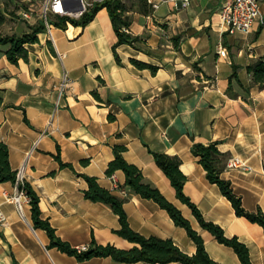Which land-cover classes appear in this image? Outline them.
I'll list each match as a JSON object with an SVG mask.
<instances>
[{"label":"crops","instance_id":"crops-1","mask_svg":"<svg viewBox=\"0 0 264 264\" xmlns=\"http://www.w3.org/2000/svg\"><path fill=\"white\" fill-rule=\"evenodd\" d=\"M121 1L131 20L128 31L141 38L136 47H116L121 63L111 49L117 38L105 7L84 26H53L52 38L39 33L37 42L26 45V61L11 63L0 51V140L8 147L10 166L17 172L23 166V180L39 196L41 218L71 246H88L93 237L97 243L127 249L137 244L113 232L119 221L108 205L84 197L87 182L80 175L96 177L100 186L123 197L114 179L122 185L124 173L115 170L113 179L105 169L114 156L113 145H124V159L180 210L209 257L219 264H240L235 251L201 228L191 209L176 198L150 151L175 155L186 176L183 193L203 218L218 224L226 236H237L247 246L251 264H264V229L235 214L190 150L193 142L215 140L227 160L236 156L245 161L246 169L225 163L220 177L230 182L244 209L264 211V88L251 86L245 70L264 54V26L257 24L246 34L222 32L220 0H190L187 6L163 0L155 9L143 0L147 14L140 11V0ZM4 2L0 0V8ZM259 3L264 12V0ZM36 21V14L15 20L8 32L18 33ZM161 27L171 35L166 37ZM218 43L225 47V56L216 52ZM130 58L157 65V70L137 68ZM232 64L238 65L243 87L230 77ZM64 73L70 86L59 92ZM57 154L73 170L60 167ZM3 192L12 194L14 185L0 182L6 216L0 224V264H181L125 263L108 256L78 261L46 248L49 239L44 230L33 228L30 205L21 218ZM126 197L123 208L133 230L169 238L188 255L195 252L186 230L155 201L128 192Z\"/></svg>","mask_w":264,"mask_h":264},{"label":"trees","instance_id":"trees-1","mask_svg":"<svg viewBox=\"0 0 264 264\" xmlns=\"http://www.w3.org/2000/svg\"><path fill=\"white\" fill-rule=\"evenodd\" d=\"M143 0H140V11L144 14L149 12V9L144 6ZM25 4H20L14 0L5 2L0 8V47L4 46L0 51L5 54L7 60L16 64L18 60H27L28 50L26 45L38 41V34L45 31V26L42 19H37L36 22L30 24L26 23L27 29L16 32H6L5 27H11L14 18L18 17V10L20 7H26ZM105 7L116 34V41L111 49L117 63H121L120 58L116 52V47L119 44H128L136 47L135 43L140 41L138 35H133L128 31L131 23L130 16L127 14V6L121 0H104L96 3L92 8L88 9L80 18L70 19L74 26H84L94 16L96 11ZM50 23L55 27L66 28L65 19L55 17L50 20ZM261 26V25H260ZM259 31V30H258ZM256 32V34L258 33ZM180 35L174 39L179 38ZM130 62L137 68H148L152 73L157 70V65L141 61L139 59L130 58ZM238 65L232 64L231 78H235L237 85L243 87L237 75ZM245 70L250 77V85L257 88H264V54L252 59L245 65ZM228 88L230 89V83ZM227 88V92H228ZM92 93L98 97L95 91ZM230 94V92H229ZM3 107L0 98V109ZM113 114L109 112L108 118L113 119ZM26 120V117H24ZM218 141H210L206 144L200 142H193L190 150L191 153L197 157L205 171V176L211 183H215L221 193L229 200L234 212L237 216H244L250 222L257 223L264 229V211L257 207L253 211L244 209L241 203V198L234 193L231 184L228 180L220 177V173L225 167L228 155L218 149ZM113 158L108 162L105 174L110 176L115 170H121L124 173V183L118 184L117 189L125 190L128 193H135L139 196L155 201L161 208L165 209L173 222L183 227L187 235L195 243V252L188 255L181 251L171 239L159 238L156 236H144L133 230L127 221V215L123 208V203L126 200V195L120 197L114 194L111 190L100 186L96 177L85 174H80L87 182V188L83 190L84 197L94 201L102 202L108 205L111 211L117 216L119 227L113 229V232L124 239L133 242L134 245L130 248H118L110 243L100 244L92 237L87 249L78 251L76 247L71 246L67 241L63 240L55 233V229L50 225L49 221L41 218L39 209V196L33 190L29 182L16 180L17 171L13 169L8 160V147L0 140V182H10L17 186L19 190L30 198V212L33 228H40L45 231L49 241L46 248H56L57 250L74 256L78 261L90 259L92 257H111L118 262L132 263L137 261H145L149 263H167L177 261L181 264H219L209 257L207 254L202 238L191 227L189 221L181 214L180 210L159 191L157 187L146 181L141 173V170L134 164L127 162L122 153L126 147L124 145L114 144ZM153 160L157 167L169 180L170 185L175 191V196L182 203L186 204L192 211L201 228L209 231L218 242L231 247L237 254L240 264H251L247 246L241 242L237 236H226L223 229L212 221L205 220L196 207V205L183 193V183L186 176L179 168L180 159L175 155H169L163 152L150 151ZM58 160L60 167H69L73 170L70 163L61 161L59 155H54ZM87 160L83 159L82 163ZM13 264L15 262L13 261Z\"/></svg>","mask_w":264,"mask_h":264},{"label":"built area","instance_id":"built-area-1","mask_svg":"<svg viewBox=\"0 0 264 264\" xmlns=\"http://www.w3.org/2000/svg\"><path fill=\"white\" fill-rule=\"evenodd\" d=\"M104 0H41L38 5L29 3L26 7H20L18 14L24 20L29 19L32 15L37 16V19H42L45 32L52 38L51 29L53 24L50 20L55 17H61L65 19L66 26L71 25L70 19L80 18L88 9L92 8L96 3H100ZM153 9L158 7L160 1L163 0H147ZM175 3H179L181 6H187L190 0H171ZM219 26L222 32L228 35H234L236 33H249L253 30L254 26L260 24L264 26V12L261 10L259 0H220V6L218 10ZM50 18V20H49ZM216 52L220 56L226 55V49L221 44L216 45ZM61 57V55H59ZM70 86L69 78L66 73L63 74L58 84L59 92ZM226 166L246 169L248 166L245 161L239 157H231L227 160ZM23 166L17 172L16 180L22 182L23 178ZM114 179V176L111 175ZM115 186L117 184L114 179ZM121 194L126 195L125 190H120ZM4 198L7 201H12L15 204L16 211L21 218H24V207L30 205V198L24 193L23 190H19L14 185V192L12 194L4 193ZM6 216L0 205V224H4ZM87 246L81 245L77 247L78 251H84Z\"/></svg>","mask_w":264,"mask_h":264},{"label":"rangeland","instance_id":"rangeland-1","mask_svg":"<svg viewBox=\"0 0 264 264\" xmlns=\"http://www.w3.org/2000/svg\"><path fill=\"white\" fill-rule=\"evenodd\" d=\"M15 2H17V3H20V4H29V3H33V4H35V5H38L39 4V2L41 1V0H14ZM7 2H9V0H7ZM5 3V2H4ZM3 3V4H4ZM19 11V10H18ZM15 20H24L23 18H21L20 17V15L18 14V17H16V18H14V20H13V22L15 21ZM49 20H50V18H49ZM12 26H13V23L11 24V27L9 26V27H5L4 28V31H6V32H8L11 28H12ZM162 28V27H161ZM163 30V32H164V35H166V37H168L169 35H171V32H169V30H167L166 28H162ZM172 35H174L173 33H172ZM175 37V36H174ZM167 39V38H166Z\"/></svg>","mask_w":264,"mask_h":264}]
</instances>
